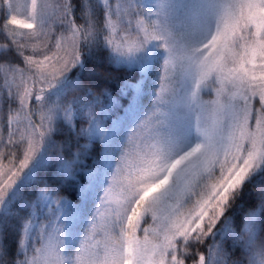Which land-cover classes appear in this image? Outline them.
Wrapping results in <instances>:
<instances>
[{
	"label": "snow or ice",
	"instance_id": "1",
	"mask_svg": "<svg viewBox=\"0 0 264 264\" xmlns=\"http://www.w3.org/2000/svg\"><path fill=\"white\" fill-rule=\"evenodd\" d=\"M0 16V264H264V0Z\"/></svg>",
	"mask_w": 264,
	"mask_h": 264
},
{
	"label": "trees",
	"instance_id": "2",
	"mask_svg": "<svg viewBox=\"0 0 264 264\" xmlns=\"http://www.w3.org/2000/svg\"><path fill=\"white\" fill-rule=\"evenodd\" d=\"M3 23H4L3 17L0 16V27L3 26ZM2 39H3V37H2ZM2 39H1V40H2ZM118 73H119V70H117V74H118ZM81 143H85V141H81ZM94 147H98V145H94ZM9 243H10V245H11L13 248L15 247L14 239H13L12 237L9 238ZM186 264H193V262H192L191 259H188V260L186 261Z\"/></svg>",
	"mask_w": 264,
	"mask_h": 264
},
{
	"label": "rangeland",
	"instance_id": "3",
	"mask_svg": "<svg viewBox=\"0 0 264 264\" xmlns=\"http://www.w3.org/2000/svg\"><path fill=\"white\" fill-rule=\"evenodd\" d=\"M177 2H179V0H177ZM20 3H24V0H20ZM19 18H21V19H23L24 17H23V15L21 14V16L19 17ZM11 27H14L15 28V26H11ZM15 30L17 31V32H27V31H29L28 29H20V28H15ZM2 39V36H0V40ZM162 63V62H161ZM205 99H209L210 97H208V96H205L204 97ZM147 103V102H146ZM138 235H139V233H138ZM73 255H75V251H73Z\"/></svg>",
	"mask_w": 264,
	"mask_h": 264
}]
</instances>
